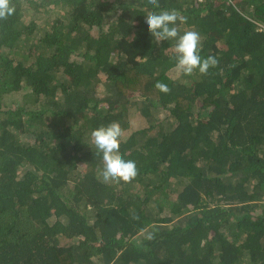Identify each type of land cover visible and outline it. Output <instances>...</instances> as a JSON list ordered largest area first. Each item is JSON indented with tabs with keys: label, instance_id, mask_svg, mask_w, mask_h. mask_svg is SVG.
I'll return each mask as SVG.
<instances>
[{
	"label": "trees",
	"instance_id": "16d2710c",
	"mask_svg": "<svg viewBox=\"0 0 264 264\" xmlns=\"http://www.w3.org/2000/svg\"><path fill=\"white\" fill-rule=\"evenodd\" d=\"M13 3L0 20V264H264V0ZM173 9L218 58L208 75L173 77L175 41L148 32L150 11ZM113 121L139 170L130 183L102 182L91 132Z\"/></svg>",
	"mask_w": 264,
	"mask_h": 264
},
{
	"label": "clouds",
	"instance_id": "9594fccd",
	"mask_svg": "<svg viewBox=\"0 0 264 264\" xmlns=\"http://www.w3.org/2000/svg\"><path fill=\"white\" fill-rule=\"evenodd\" d=\"M147 3L155 9H160L159 0H147ZM16 11L13 0H0V20H7ZM186 17L181 16L176 10L150 11L146 15L145 23L148 32L157 41L174 40V52L176 54V69L183 75L190 76L195 71L202 75H208L209 69L218 66L219 60L215 56L202 58L200 51L202 48V37L199 32L188 30L182 35L175 26L177 22L185 23ZM155 87L168 94L171 89L162 82H157ZM123 130L118 121H113L107 126H100L91 132L92 141L102 154L103 169L101 172L102 182L130 183L139 174L137 164L133 160H125L120 153V142ZM138 220V216L133 217ZM154 238L152 233H148L146 239Z\"/></svg>",
	"mask_w": 264,
	"mask_h": 264
},
{
	"label": "rangeland",
	"instance_id": "374dc122",
	"mask_svg": "<svg viewBox=\"0 0 264 264\" xmlns=\"http://www.w3.org/2000/svg\"><path fill=\"white\" fill-rule=\"evenodd\" d=\"M180 73L181 72H179L176 68L175 69H173V70H171V75L173 76V77H175V78H178L179 77V75H180ZM21 98H19V102H21ZM14 104H17V103H14L13 102V100H10L9 101V103H8V105H14ZM16 106V105H15ZM6 108H8V107H6ZM10 108V107H9ZM140 119H138V118H136L135 120H134V124L136 125V126H139V124H140V121H139Z\"/></svg>",
	"mask_w": 264,
	"mask_h": 264
}]
</instances>
